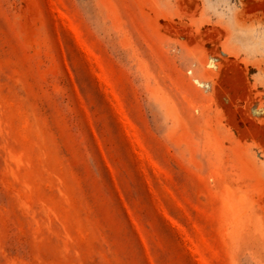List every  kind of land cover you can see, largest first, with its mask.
Listing matches in <instances>:
<instances>
[{"label":"rangeland","instance_id":"374dc122","mask_svg":"<svg viewBox=\"0 0 264 264\" xmlns=\"http://www.w3.org/2000/svg\"><path fill=\"white\" fill-rule=\"evenodd\" d=\"M0 264H264V0H0Z\"/></svg>","mask_w":264,"mask_h":264}]
</instances>
